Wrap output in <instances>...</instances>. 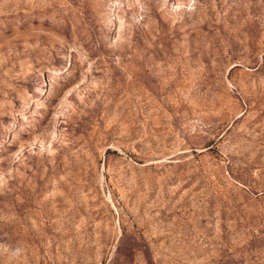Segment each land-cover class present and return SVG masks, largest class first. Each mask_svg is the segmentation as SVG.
Segmentation results:
<instances>
[{"label": "rangeland", "instance_id": "rangeland-1", "mask_svg": "<svg viewBox=\"0 0 264 264\" xmlns=\"http://www.w3.org/2000/svg\"><path fill=\"white\" fill-rule=\"evenodd\" d=\"M0 264H264V0H0Z\"/></svg>", "mask_w": 264, "mask_h": 264}]
</instances>
